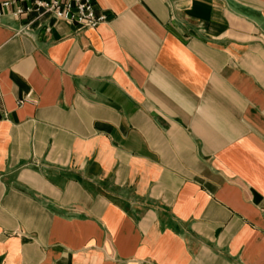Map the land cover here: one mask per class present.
<instances>
[{
	"label": "crops",
	"instance_id": "0c3cea01",
	"mask_svg": "<svg viewBox=\"0 0 264 264\" xmlns=\"http://www.w3.org/2000/svg\"><path fill=\"white\" fill-rule=\"evenodd\" d=\"M93 1L0 0V264H264V0Z\"/></svg>",
	"mask_w": 264,
	"mask_h": 264
},
{
	"label": "built area",
	"instance_id": "2783aa9c",
	"mask_svg": "<svg viewBox=\"0 0 264 264\" xmlns=\"http://www.w3.org/2000/svg\"><path fill=\"white\" fill-rule=\"evenodd\" d=\"M4 2L3 6H8ZM25 11H33L40 16L47 15L82 28H95L105 20V16L96 11L93 0H29ZM15 14L23 12L17 9Z\"/></svg>",
	"mask_w": 264,
	"mask_h": 264
}]
</instances>
